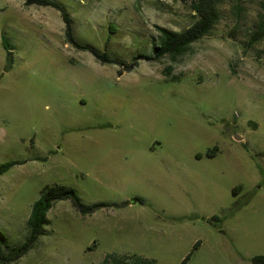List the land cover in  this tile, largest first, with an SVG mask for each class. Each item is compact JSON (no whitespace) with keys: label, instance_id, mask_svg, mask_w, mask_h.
<instances>
[{"label":"rangeland","instance_id":"obj_1","mask_svg":"<svg viewBox=\"0 0 264 264\" xmlns=\"http://www.w3.org/2000/svg\"><path fill=\"white\" fill-rule=\"evenodd\" d=\"M57 1L71 14L77 41L118 64L68 44L59 11L0 0V165L19 163L0 176L4 252L25 241L44 187H72L83 203H97L101 184L115 189L119 179L95 174L96 157L144 155L155 147L153 153L188 162L216 157L203 168L217 177L216 200H204L200 211L221 221L203 225L212 227L217 249L229 252L224 264L264 257V39L256 40L264 0H220L213 30L184 54L162 58L154 55L159 29H189L195 0ZM3 33L14 48L8 71ZM237 202L246 208L227 217ZM145 208L141 238L124 243L102 229L98 214L83 216L70 201L57 202L46 234L10 264H103L120 250L181 264L189 243L172 254L166 246L175 243L164 234L178 224L159 207ZM200 255L188 264H202Z\"/></svg>","mask_w":264,"mask_h":264},{"label":"crops","instance_id":"obj_2","mask_svg":"<svg viewBox=\"0 0 264 264\" xmlns=\"http://www.w3.org/2000/svg\"><path fill=\"white\" fill-rule=\"evenodd\" d=\"M154 150L155 147H151V153L132 157L118 155L96 157L98 169L95 170V174L100 177L105 175L119 179L115 189L101 184V193L96 200L97 203L126 204L122 207H104L89 216L98 214L100 222L104 224L102 229L106 228L108 235L115 233L118 236L122 235L116 241L134 242L139 241L138 238H141L142 232L140 227L145 226V222L148 221L145 207L148 204L159 207L168 219L178 224V227L164 233L167 236L165 241L175 243L166 246L168 252L173 254L177 249L183 248L184 242L189 243L186 258L200 243L193 255L201 254L202 264H224L228 261L229 252L224 253L217 249L216 239L211 236L212 227L203 225L211 226L209 220L217 215L204 214L200 211L204 200L209 203H214L216 200V197H213V190L218 188L217 177H214L213 171L203 169L214 164L216 157L200 156L188 162L183 160V155H161L153 153ZM105 187H107L106 192ZM183 190L188 194L186 200ZM205 190H210L212 195L203 196ZM240 192L241 190L238 191V195ZM139 198L144 199L145 203L133 201ZM120 252L123 253L113 252V254L130 255L123 250ZM131 256L148 257V255L145 257L136 254ZM248 258L252 262L253 257L248 256ZM244 259H246L245 256L242 259L239 258L237 262L244 264Z\"/></svg>","mask_w":264,"mask_h":264},{"label":"trees","instance_id":"obj_3","mask_svg":"<svg viewBox=\"0 0 264 264\" xmlns=\"http://www.w3.org/2000/svg\"><path fill=\"white\" fill-rule=\"evenodd\" d=\"M220 0H195L192 5V9L196 14V22L186 31L177 33L160 28L159 45L154 48V55L157 58H162L166 55L179 56L184 54L189 47L207 36L214 28L218 20V2ZM24 4L27 7L39 6V7H51L61 13L63 22L65 24V37L66 42L76 48L79 51L89 52L93 54L102 64H118L116 60H113L107 56L106 53L100 54L90 45H83L79 43L74 35L73 21L68 9L57 0H24ZM264 39V19L260 22L257 32L256 40ZM2 46L6 51L7 65L5 70H11L14 65V52L13 44L10 39L3 33L2 34ZM129 70V69H127ZM123 73H120L122 75ZM19 163L6 162L0 165V176L6 174ZM242 190L241 187H236L233 190L235 196L238 195V191ZM68 200L72 206L83 216H89L94 214L97 210L104 207H122L123 204H108V203H95L87 205L83 203L81 197L77 191L68 186L53 185L46 186L41 192L40 198L32 205L31 213L28 220V235L25 241L17 247L9 249L8 254L4 252V248L8 247L7 237L4 233L0 232V263L10 264L15 263L26 256L39 242L40 238L46 234L45 226L49 225L48 213L54 207L57 202ZM133 201H139L145 203L142 198L134 199ZM244 206L237 202L234 207L228 210L227 217L232 216L235 211L241 209ZM211 222H220L221 218L216 216L210 219ZM200 243H198L193 251L183 260L181 264H188L192 258L193 252L198 249ZM124 257V258H123ZM125 257H132L127 259ZM112 260L115 264H155L154 260H149L140 256H128L110 254L106 256L103 264H112ZM253 264H264L263 256H256L252 259Z\"/></svg>","mask_w":264,"mask_h":264},{"label":"water","instance_id":"obj_4","mask_svg":"<svg viewBox=\"0 0 264 264\" xmlns=\"http://www.w3.org/2000/svg\"><path fill=\"white\" fill-rule=\"evenodd\" d=\"M237 139H238V137H237Z\"/></svg>","mask_w":264,"mask_h":264}]
</instances>
